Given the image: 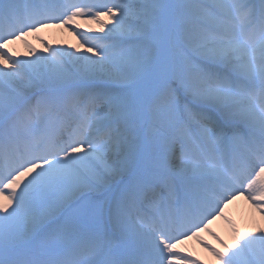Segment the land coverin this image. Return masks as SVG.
Returning a JSON list of instances; mask_svg holds the SVG:
<instances>
[{
	"label": "snow or ice",
	"instance_id": "6c2138e0",
	"mask_svg": "<svg viewBox=\"0 0 264 264\" xmlns=\"http://www.w3.org/2000/svg\"><path fill=\"white\" fill-rule=\"evenodd\" d=\"M77 18L83 52L6 50ZM5 191L0 264H202L176 245L235 195L264 214V0H0ZM205 246L264 264V228Z\"/></svg>",
	"mask_w": 264,
	"mask_h": 264
},
{
	"label": "bare ground",
	"instance_id": "6f19581e",
	"mask_svg": "<svg viewBox=\"0 0 264 264\" xmlns=\"http://www.w3.org/2000/svg\"><path fill=\"white\" fill-rule=\"evenodd\" d=\"M77 21L80 29L87 27L95 29L97 27L94 22L86 18H81ZM75 26L59 25L56 22L45 24L36 31L27 32L20 38L10 40L6 50L14 56L18 54V58L20 59H30V57L25 55L24 50L27 51L31 48L35 51L36 49L27 41L26 37L35 36L38 43H47L55 47L53 41H56L61 47L74 51L75 48L73 46L78 45L81 39L78 36V39L71 38V43H67L70 35H68L66 30ZM83 50L85 51V48L79 52H83ZM6 195L7 191L0 193V200ZM256 228H264V214L246 198L245 194H237L224 205L223 215L213 216L208 224V230L202 228L197 236L184 238L176 245V250L183 255H190L192 258L198 259L202 264H219L217 258L205 245L223 252L225 246H231L237 233L251 232ZM201 241L204 243L202 244ZM174 264H182L181 257H175Z\"/></svg>",
	"mask_w": 264,
	"mask_h": 264
},
{
	"label": "rangeland",
	"instance_id": "374dc122",
	"mask_svg": "<svg viewBox=\"0 0 264 264\" xmlns=\"http://www.w3.org/2000/svg\"><path fill=\"white\" fill-rule=\"evenodd\" d=\"M79 19H81V18H77L76 19L75 24H74L76 26L74 28H78V30L81 31V32H83L85 36H89L90 37V36H93V35H102V33L99 31V26L95 22H94L95 25H97V27L95 29L90 28V27L80 29L79 23L77 21ZM66 31L68 32V35H70V38H68L67 43H71V38L72 39L73 38L74 39H78L79 38L78 35L76 34V31H73V28H68ZM26 39H27L28 42H30L35 47L34 49H36L34 51L33 55H35V52L36 53L38 52V53H41V54H45L46 55V53H44V48H45V45L47 43H38L37 37H35V36H28V37H26ZM53 42H54L53 44H54L55 47H61L56 41H53ZM82 43H83V41L80 40V42L78 43V45H74L73 46L75 48L74 51H77V52L81 51V49H83L80 46ZM49 45H51V44H49ZM51 46L53 47V45H51ZM87 47H91V45L88 44V45H85L84 46L85 49ZM24 51H25V55H27L28 57H30L29 56V50H27V51L24 50ZM190 236L191 235H189L188 237H190Z\"/></svg>",
	"mask_w": 264,
	"mask_h": 264
}]
</instances>
